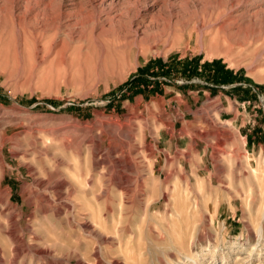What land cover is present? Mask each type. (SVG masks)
<instances>
[{
	"label": "rangeland",
	"instance_id": "obj_1",
	"mask_svg": "<svg viewBox=\"0 0 264 264\" xmlns=\"http://www.w3.org/2000/svg\"><path fill=\"white\" fill-rule=\"evenodd\" d=\"M263 127L264 0H0V264H264Z\"/></svg>",
	"mask_w": 264,
	"mask_h": 264
},
{
	"label": "bare ground",
	"instance_id": "obj_2",
	"mask_svg": "<svg viewBox=\"0 0 264 264\" xmlns=\"http://www.w3.org/2000/svg\"><path fill=\"white\" fill-rule=\"evenodd\" d=\"M117 183H118V182H117ZM122 184H123V183H122ZM242 261H243V259L241 258V259L238 261V263L241 264Z\"/></svg>",
	"mask_w": 264,
	"mask_h": 264
},
{
	"label": "crops",
	"instance_id": "obj_3",
	"mask_svg": "<svg viewBox=\"0 0 264 264\" xmlns=\"http://www.w3.org/2000/svg\"><path fill=\"white\" fill-rule=\"evenodd\" d=\"M242 88H244V86H242ZM246 102V100L244 101V103ZM248 102V101H247ZM264 128V127H263Z\"/></svg>",
	"mask_w": 264,
	"mask_h": 264
}]
</instances>
